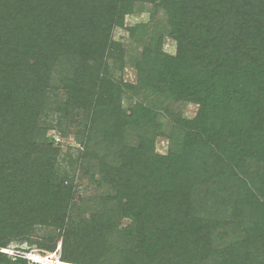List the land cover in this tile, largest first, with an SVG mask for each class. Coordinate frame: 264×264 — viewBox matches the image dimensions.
<instances>
[{
  "label": "trees",
  "instance_id": "obj_1",
  "mask_svg": "<svg viewBox=\"0 0 264 264\" xmlns=\"http://www.w3.org/2000/svg\"><path fill=\"white\" fill-rule=\"evenodd\" d=\"M12 244L65 264H264V0H0Z\"/></svg>",
  "mask_w": 264,
  "mask_h": 264
},
{
  "label": "rangeland",
  "instance_id": "obj_2",
  "mask_svg": "<svg viewBox=\"0 0 264 264\" xmlns=\"http://www.w3.org/2000/svg\"><path fill=\"white\" fill-rule=\"evenodd\" d=\"M144 17V16H143ZM141 20V17H133L131 19H129V22L134 24V23H137L138 21ZM146 20V18H145ZM126 37V34L123 30L121 29H117L115 31V39L116 40H122V38H125ZM126 42V45L130 47V42L128 40H125ZM174 49L173 47V44H172V41L169 40V39H166L165 41V50L166 51H172ZM133 53H135V51L133 50ZM125 79L127 81H133L134 78H135V75H134V72L132 70H130L129 68H127L125 70ZM182 109L184 110V113L187 114L188 117H193L195 115V112H196V107L195 106H192V105H183L182 106ZM54 140L56 142H60L62 141L60 136L55 134L54 135ZM67 143L73 147H77V145L75 144V139L73 138V136H71L69 139H67ZM166 141L162 140V139H159L158 140V143H157V148H158V152L160 153H163L166 151ZM78 148V147H77ZM10 247H15V248H18L20 247L19 245L17 244H12ZM23 248H27V245H23L22 246Z\"/></svg>",
  "mask_w": 264,
  "mask_h": 264
},
{
  "label": "built area",
  "instance_id": "obj_3",
  "mask_svg": "<svg viewBox=\"0 0 264 264\" xmlns=\"http://www.w3.org/2000/svg\"><path fill=\"white\" fill-rule=\"evenodd\" d=\"M0 252L8 255L13 261L22 259L28 264H65L61 260L60 251L57 254H49L27 248L8 247L0 249Z\"/></svg>",
  "mask_w": 264,
  "mask_h": 264
}]
</instances>
